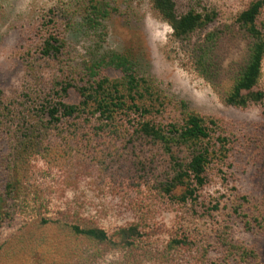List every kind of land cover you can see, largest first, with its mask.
Listing matches in <instances>:
<instances>
[{
	"label": "rangeland",
	"instance_id": "374dc122",
	"mask_svg": "<svg viewBox=\"0 0 264 264\" xmlns=\"http://www.w3.org/2000/svg\"><path fill=\"white\" fill-rule=\"evenodd\" d=\"M96 1L110 12L103 22V49L130 55L156 79L165 122L181 120L183 112L214 122L210 125L213 141L219 137L221 142L207 167L208 184L198 203L181 204L156 190L166 160L146 141L132 146L109 135L62 137L53 132L27 142L4 128L0 135V245L24 226L60 212L71 221L75 216L89 218L123 243L115 231L136 217L155 231L158 243L171 232L186 237L182 248L188 259L192 257L187 264H264V59L254 88L263 98L245 108L226 106L189 68L152 0ZM250 1L175 3L177 13L196 3L198 8L216 11L219 22L232 23ZM89 2L0 0V107L24 88L28 60L40 61L39 23L47 15L57 18L60 28L74 19L77 23ZM263 19L264 10L259 22ZM69 40L71 58L86 60L89 39L70 31ZM244 48V42L229 48L223 67L237 64ZM79 100L70 90L66 102ZM179 193L178 189L174 194Z\"/></svg>",
	"mask_w": 264,
	"mask_h": 264
},
{
	"label": "trees",
	"instance_id": "16d2710c",
	"mask_svg": "<svg viewBox=\"0 0 264 264\" xmlns=\"http://www.w3.org/2000/svg\"><path fill=\"white\" fill-rule=\"evenodd\" d=\"M196 5L177 13L175 0H152L189 68L224 105L245 108L260 101L263 93L254 88L264 59V19L259 22L264 0L248 2L232 23H221L216 11ZM109 15V10L90 0L77 23L74 19L60 28L58 19L50 15L39 23L40 61L28 60L24 88L0 107V135L6 128L8 134L27 142L53 132L62 137L109 135L132 146L146 141L166 160V167L159 166L163 172L156 183L158 193L181 204H196L209 181L207 167L214 147L221 142L219 137L213 141L214 122L193 112L165 122L156 79L130 55L103 49L101 33ZM70 31L89 39L82 62L71 58ZM240 42L245 44L240 60L223 67L229 48ZM111 72L118 75L112 78ZM70 90L78 94L77 104L66 102ZM178 189L180 193L174 194ZM115 233L123 243L89 218L75 216L71 221L61 212L57 217H41L0 245V264L191 263L192 257L188 259L182 248L186 237L174 232L158 243L155 231L135 217Z\"/></svg>",
	"mask_w": 264,
	"mask_h": 264
}]
</instances>
